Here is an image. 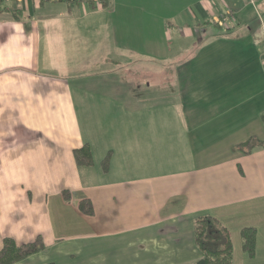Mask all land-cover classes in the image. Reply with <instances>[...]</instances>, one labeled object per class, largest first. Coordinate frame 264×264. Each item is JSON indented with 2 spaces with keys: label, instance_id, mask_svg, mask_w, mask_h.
<instances>
[{
  "label": "crops",
  "instance_id": "obj_1",
  "mask_svg": "<svg viewBox=\"0 0 264 264\" xmlns=\"http://www.w3.org/2000/svg\"><path fill=\"white\" fill-rule=\"evenodd\" d=\"M103 1H0V248L40 236L44 249L14 264H195V218L210 214L231 233L234 264H264L263 20L256 29L247 0ZM161 63L175 66L179 102L130 85L136 65ZM76 93L93 94L92 110L112 103L122 126L100 161ZM252 135L249 153L235 149ZM85 144L90 166L74 157ZM246 226L257 228L253 257Z\"/></svg>",
  "mask_w": 264,
  "mask_h": 264
},
{
  "label": "trees",
  "instance_id": "obj_2",
  "mask_svg": "<svg viewBox=\"0 0 264 264\" xmlns=\"http://www.w3.org/2000/svg\"><path fill=\"white\" fill-rule=\"evenodd\" d=\"M1 1V0H0ZM49 1V0H42ZM107 5V0L103 1ZM15 18L19 17L22 10L20 8L9 9ZM219 28H223L219 23H215ZM227 29V28H226ZM264 122V114H262ZM259 142L257 136H250L243 142H240L235 149L249 153ZM74 157L77 164L81 166H90L94 163L93 153L90 145L85 144L82 147L74 149ZM110 154L103 160L102 165L105 169L110 163ZM69 198L68 191L65 192ZM80 209L86 213H92L93 206L89 199H83L80 202ZM244 250L251 256H255L257 247V228L246 226L241 230ZM195 242L200 249L202 256L195 264H234V246L229 229L217 218L210 214H200L195 218ZM45 244L39 236L34 241L19 244L12 237H5L3 245L0 248V264H14L28 256L43 250Z\"/></svg>",
  "mask_w": 264,
  "mask_h": 264
},
{
  "label": "rangeland",
  "instance_id": "obj_3",
  "mask_svg": "<svg viewBox=\"0 0 264 264\" xmlns=\"http://www.w3.org/2000/svg\"><path fill=\"white\" fill-rule=\"evenodd\" d=\"M248 3V12L252 19V23L255 25L256 29L260 28V23L263 20L264 23V0L261 2L260 0H255V4H252L250 0H247ZM224 31H228V29H223ZM95 33L100 34L103 36L101 32L95 31ZM100 35H95L97 40H101ZM98 52H103L102 48H99ZM124 60V59H123ZM129 61L123 62V68H126V65ZM163 64L162 67H143L136 65H130L129 67H134L132 72L130 71V76L132 79V82H130V85H134V80L136 78V84H141L139 87H142L143 92H146V94L154 95L153 92H151L148 88L146 90L145 86L146 84H152V87L160 88L159 91H157L156 95L153 96V101H156L158 104L162 103H171V102H179L181 99V95H179L180 85L177 83V78H174V76H171L174 74L173 67L175 66H166L167 64L171 63H161ZM181 64V63H179ZM178 64V65H179ZM182 65V64H181ZM122 64L119 67L121 68ZM182 67V66H181ZM127 69V68H126ZM103 75H110L109 71L103 73ZM150 82V83H149ZM153 82V83H152ZM131 92V89L130 91ZM128 94V95H127ZM126 96L131 95V93H127ZM74 95L75 104L77 107V111L79 114V122H80V128L83 134L87 137H89L90 141L94 144V148L96 150V159L97 161H100L101 158H98V154L101 153L100 145L102 146L103 143L109 144L108 150H111L112 147H114L115 151H118V135L117 131L119 129L122 131L121 124H118V120L116 121L115 114L112 112L113 109H110L109 105L112 103H106L104 105H107V108H104L103 106L101 108H95L90 109L87 108V101L86 97H91L93 94L91 93H76ZM143 95V94H141ZM101 102H106V100H101ZM144 102H150L148 99L144 100ZM100 104V103H98ZM97 104V105H98ZM101 105V104H100ZM96 106V105H95ZM121 110L125 111V117L127 119H134V113L135 110L131 108H124ZM145 109H142V112H145ZM173 110H159V113H157L159 118H163V115H173L171 114ZM177 115V111L175 110V117ZM117 117V114H116ZM93 121V122H92ZM116 121V123H115ZM159 129H161V126H158ZM171 127V125H170ZM176 131H178V128L181 129V127L177 124L175 121L174 125ZM125 128V127H124ZM159 131V130H158ZM105 139V140H104ZM103 140V141H102ZM117 141V143H116ZM116 147V148H115ZM107 153V152H106ZM110 154V158L112 160V152L109 151L107 155ZM103 166V165H102Z\"/></svg>",
  "mask_w": 264,
  "mask_h": 264
},
{
  "label": "built area",
  "instance_id": "obj_4",
  "mask_svg": "<svg viewBox=\"0 0 264 264\" xmlns=\"http://www.w3.org/2000/svg\"><path fill=\"white\" fill-rule=\"evenodd\" d=\"M250 2H251L252 4H255V0H250ZM232 14H233V11H232V10L228 11L227 14H226V16L223 15V16H221V17H219V18L217 19V23H220V24H222V22H223V23H226L227 20H228V16H229V15H232Z\"/></svg>",
  "mask_w": 264,
  "mask_h": 264
}]
</instances>
